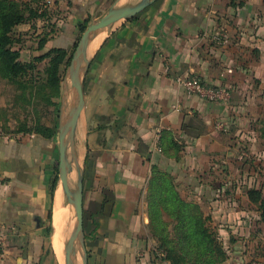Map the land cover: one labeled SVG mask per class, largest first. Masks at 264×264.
I'll list each match as a JSON object with an SVG mask.
<instances>
[{
	"label": "crops",
	"instance_id": "crops-1",
	"mask_svg": "<svg viewBox=\"0 0 264 264\" xmlns=\"http://www.w3.org/2000/svg\"><path fill=\"white\" fill-rule=\"evenodd\" d=\"M48 1L58 15L51 48L61 39L72 47L98 4L114 3ZM220 31L228 41L214 39ZM103 33L77 129L88 264H168L153 254L149 181L153 171L169 173L185 196L193 188L196 202L211 204L215 184L202 178L220 164L234 170L239 139L261 112L253 101L264 83V0H155ZM178 75L227 86L232 98L190 94ZM59 157L56 135L0 136V264H63L52 241Z\"/></svg>",
	"mask_w": 264,
	"mask_h": 264
},
{
	"label": "rangeland",
	"instance_id": "rangeland-1",
	"mask_svg": "<svg viewBox=\"0 0 264 264\" xmlns=\"http://www.w3.org/2000/svg\"><path fill=\"white\" fill-rule=\"evenodd\" d=\"M17 1L25 3L29 0ZM45 1L46 4L43 7L46 9V15L44 18L33 19L14 28L13 35L18 39L15 48L20 50V58L23 61L32 60L35 56L51 49L48 43L42 50L39 49V43L46 33H49L53 27L55 32L57 29L56 24L52 21L53 17L55 19L58 16L57 11L54 12V8L51 7L49 1ZM32 5L38 8L39 2ZM110 5L109 3L98 4L95 10L96 15L91 14L87 19V26L97 22L107 13L111 7ZM83 32L79 31L74 44L69 49L67 62L64 65L59 96H54L51 92L52 90L44 86L46 83L44 69L50 61L49 58L37 63L38 68L24 77L23 80L25 82L23 85L0 77V136L33 134L34 132L25 133L19 131V125L23 122H28V125L31 126L39 119L41 123L52 127L56 131L57 140H59V126L63 105L62 93L66 69ZM103 32L101 36L104 34ZM100 40L93 46L92 52L97 49ZM262 78L264 80V76ZM256 88L259 92V100L253 101V106H259L256 112H261L260 114L257 113L255 120L249 119L250 124L246 129V133H244L248 137L245 136L239 139L237 147L242 157L237 155V159L233 162L235 163L233 171H229V164H220L217 172L202 178L205 186L209 182L215 184L216 189L209 197L212 203H202L201 206L205 215L210 217L208 221L210 228L224 246L225 256L227 257L224 264H264V221L262 220L260 209V202L264 199V139L258 136V128L264 127V83ZM252 137V142L254 143L250 144ZM249 189H257L260 191V195L254 194L252 197L255 200H253L247 192ZM179 190L181 195L184 198L186 197L185 199L190 201L194 200V198L196 199L195 189L189 188L186 196L182 188ZM66 209L68 211L66 224L69 212L72 213L76 222L75 209L67 201ZM149 232L151 239L154 240V257L160 262L171 264L170 261L166 260L161 250H156L159 242L152 234L150 227ZM190 247L191 245H188L189 253ZM54 249L56 248L54 247ZM80 253L81 248L78 246L77 264L81 263Z\"/></svg>",
	"mask_w": 264,
	"mask_h": 264
},
{
	"label": "trees",
	"instance_id": "trees-1",
	"mask_svg": "<svg viewBox=\"0 0 264 264\" xmlns=\"http://www.w3.org/2000/svg\"><path fill=\"white\" fill-rule=\"evenodd\" d=\"M40 1L29 0L22 3L17 0H0V77L23 85L24 77L38 68L37 63L49 58L50 61L44 69L46 75L44 86L51 89L54 96H59L64 65L71 45L61 39L59 41L61 45L57 43L59 46L27 61L21 60V52L15 48L18 39L13 35L14 28L33 19L45 17L46 9L43 6L46 1ZM37 2L38 8L33 7L32 4ZM87 24V19L80 23L82 32L87 28ZM54 32L53 27L46 33L39 43L40 50L46 46ZM19 131L34 132L47 138L56 135L52 127L44 125L39 119L31 126L28 122H23L19 125ZM258 131V136L264 139V127L258 128ZM247 192L253 200L254 194L260 195L257 189H249ZM147 200L149 227L159 242L156 250H161L166 260L171 264H224L227 258L224 246L208 224L210 217L205 215L199 202L187 200L181 195L173 175L153 171ZM260 206L264 221V199L261 200ZM188 245H191L190 253Z\"/></svg>",
	"mask_w": 264,
	"mask_h": 264
},
{
	"label": "water",
	"instance_id": "water-1",
	"mask_svg": "<svg viewBox=\"0 0 264 264\" xmlns=\"http://www.w3.org/2000/svg\"><path fill=\"white\" fill-rule=\"evenodd\" d=\"M123 1L125 2L122 3ZM153 1L155 0H115L107 13L84 30L66 69L58 136L59 181L64 186L66 201L75 209L76 222L73 230L67 232L64 241L65 264H77L78 246L81 248L80 264H88L83 208L84 170L77 145V128L85 105L83 84L93 56V53H89V47L104 30L132 18Z\"/></svg>",
	"mask_w": 264,
	"mask_h": 264
},
{
	"label": "built area",
	"instance_id": "built-area-1",
	"mask_svg": "<svg viewBox=\"0 0 264 264\" xmlns=\"http://www.w3.org/2000/svg\"><path fill=\"white\" fill-rule=\"evenodd\" d=\"M213 37L219 42L228 41L227 33L222 31L214 34ZM176 82L183 86L188 93L199 95L207 101L229 102L232 98V93L227 86L208 85L205 84L199 77L194 75H178L176 77ZM217 127L221 131H228V126L222 121L217 123ZM6 239V234L4 231L0 230V249L5 245Z\"/></svg>",
	"mask_w": 264,
	"mask_h": 264
},
{
	"label": "bare ground",
	"instance_id": "bare-ground-1",
	"mask_svg": "<svg viewBox=\"0 0 264 264\" xmlns=\"http://www.w3.org/2000/svg\"><path fill=\"white\" fill-rule=\"evenodd\" d=\"M101 38H102V36L100 34L92 41V43L89 47V53L90 54L94 53L95 50L92 52V48ZM72 176H73V174H71V177ZM60 184H61V189H60V194L58 195V199H57V206L58 207H57L56 214H55V226H54V234H53V240L52 241H53L54 247L56 248L55 249L56 253L58 254V256L61 259V261L63 262V264H65L64 241L67 237L66 236L67 232H71L73 230L74 225H75V221H74V216L72 215L71 212H69V217H68V221L66 224L68 211L65 207H63L62 200H63V197L65 198V196H64L65 191H64L63 184L62 183H60Z\"/></svg>",
	"mask_w": 264,
	"mask_h": 264
}]
</instances>
